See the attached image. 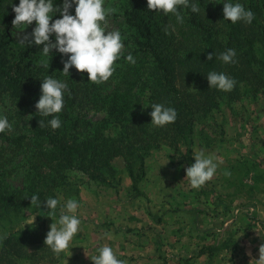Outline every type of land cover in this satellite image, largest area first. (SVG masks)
Here are the masks:
<instances>
[{
  "label": "trees",
  "instance_id": "trees-1",
  "mask_svg": "<svg viewBox=\"0 0 264 264\" xmlns=\"http://www.w3.org/2000/svg\"><path fill=\"white\" fill-rule=\"evenodd\" d=\"M18 3L0 0V24L8 25L14 19L13 5ZM53 3L63 6V0ZM223 3L199 0V13L181 5V24L171 13L146 12L139 0H127L123 54L115 62L112 76L94 83L88 81L86 72L77 71L76 87L64 95V107L70 101L82 110L101 111L105 116L92 123L76 113L64 122L63 113H59L61 126L55 130L47 123L39 126V120L51 117L37 113L40 83H34L23 63L24 54L41 51L42 45L25 43V49L18 53L9 49L7 29L3 32L0 106L7 101L13 107L7 116L13 128L0 133V159L5 165L21 158L24 183L9 189L4 181L8 171L0 172V264H58L64 258V251L54 253L45 244L50 230L46 219L25 225L27 208L48 215L43 201L40 209L31 204L33 193L41 200L58 198L69 186L68 173L72 171H80L89 181L115 187L117 159L124 161L132 189L139 191L138 185L146 176V158L154 150L165 144L176 150L185 146V159L193 163L198 123L214 121L224 104L264 95V0L245 6L255 13L250 24L224 21ZM59 17L57 11L53 20ZM50 39L54 40V35ZM228 48L236 51L234 63L217 58ZM129 52L134 64L125 59ZM210 53L214 55L208 60ZM213 70L233 77L237 82L234 88L227 92L209 88L206 75ZM151 103L174 107L176 120L162 127L150 124ZM24 118L29 123H20ZM262 175L255 176L254 186L261 183ZM239 186L243 188L244 183L240 181ZM58 216L56 212L53 217Z\"/></svg>",
  "mask_w": 264,
  "mask_h": 264
},
{
  "label": "rangeland",
  "instance_id": "rangeland-1",
  "mask_svg": "<svg viewBox=\"0 0 264 264\" xmlns=\"http://www.w3.org/2000/svg\"><path fill=\"white\" fill-rule=\"evenodd\" d=\"M220 1L225 2V0ZM252 1L255 0H239V2L244 6H247ZM139 3L143 10L146 12L150 11L147 8L146 0H139ZM104 6L106 9H109L105 21L101 22L102 26L106 29L105 34L107 31L118 30L123 38L127 30L123 19V13L127 8V0H105ZM74 7L75 6L73 5V7L69 10L72 14H74ZM12 20L8 25L6 23L0 24V38L3 32L7 29L10 40L9 49H14L19 53L25 49L26 43L21 42V37L32 32L35 26V21H33L31 25H27L25 28H19L12 24ZM40 52L41 51H30L23 56V63L31 71L32 74H30V76H33L32 80L35 84H41V80L44 76L47 74L53 75L55 78L67 83L68 87L65 90L64 95H68L76 87L75 78L77 76V70L73 67L70 68L69 75L61 73L63 70V60L67 59V56H62V54L55 50L50 53V56H45ZM103 93L106 94L108 91H103ZM12 111L13 107L7 101H4L0 106V114L8 116L12 113ZM61 113L64 115V122H69L70 118L76 116V113H80L81 119L92 123L101 121L105 116V114L101 111L92 110L88 112L82 110L76 104H71L70 101H68L65 107H63ZM20 123H29V120L28 118H24ZM23 128L24 127L21 126V129ZM1 144L2 143L0 142V145ZM192 148L194 150L192 157L196 152H205L206 149H210V151L208 150L205 154H208L209 152L218 153L219 156L217 157L221 158L220 165L223 169V173L220 178L222 182L219 183V186L222 188L225 187V189L228 190L229 186L227 185L233 182V180L230 179L235 178L237 181H242V183H244L243 190L247 192V196L250 200L259 199L258 201H260L261 198L263 199L264 95L259 98L245 96L239 102L224 104L222 106V110L215 114L214 121L211 120L198 123V130L194 136ZM185 153V146H181L180 149L176 150L166 144L160 149L154 150L146 158V176L138 185L140 188L139 191L132 189V182L129 184L130 187L127 186V190L124 189L126 180L125 177H127L128 173L126 165L122 159H117L114 162L117 171L116 178L113 180L115 186L113 189L116 192H113L112 189H110V192L107 193L106 190H104L103 185H100L95 181H89L88 178L80 171L69 172V186L61 192L58 199L61 203H63L69 197H75L79 202H81L80 192L82 189H85V193L89 192V195H92V192H99L102 195L105 191V195L111 196L113 200H120L123 199V197L132 199L134 195H142L140 196L139 201L143 202L146 199L148 200V197L141 189L142 187H145L147 190L148 185L146 186V184L150 185L151 181H153L155 186L157 182L160 183V181L171 183V185L177 188L176 191L179 192V195L183 194L182 189L186 192H195L196 189H193L190 186L189 181L186 178L185 169L191 163L185 159ZM3 160L4 159H0V172L3 170L8 171V176L4 179L5 185L9 189L22 187L24 183V170L22 168L21 158H15L11 160L12 162L6 163L5 165H2L4 163ZM19 165L20 167H18ZM226 170L230 172V175L224 174ZM257 174H263L261 176L260 184L254 186V183L250 184L246 182L247 177L251 180H255V176ZM207 184L206 186H208ZM207 190H210V192L219 191L217 188L213 187L206 189L205 192H207ZM221 191L222 190H220V192ZM163 192L164 187L161 189V193ZM220 202L219 207L221 208L223 205L222 200ZM242 203L244 202H241V200L238 199L237 207H240ZM246 206L247 205H245V208ZM245 208L241 209V211L237 214L235 212L236 216L243 218L242 221L237 222L235 225L236 227L233 228V230H237L238 233L230 238L227 236V233H220V239L217 240L219 244L217 245L214 253L210 254L209 257H206L207 260L199 262L200 264H256L255 260L259 259L260 247L264 245V227L261 229L258 225L259 220L256 218L257 212L254 211V214H249L250 211L248 212V209L246 208L245 210ZM229 211H232V208H229ZM57 213L58 215L60 214L59 207L57 209ZM246 213L248 214L246 215ZM26 215V226L43 219H46V224L49 222V218H47L48 216L42 211L33 212L31 208H27ZM220 215L222 216L221 210L219 211V216ZM56 218L58 219V217ZM246 218L248 219L247 221L251 222L249 223L247 221H243L246 220ZM247 223L249 226L246 227ZM47 226L50 228V224H47ZM248 228H251L250 231H252L253 237H255L251 238L253 243H250L251 240H247L250 238V235H246V232L249 230ZM58 264L63 263L60 262Z\"/></svg>",
  "mask_w": 264,
  "mask_h": 264
},
{
  "label": "clouds",
  "instance_id": "clouds-1",
  "mask_svg": "<svg viewBox=\"0 0 264 264\" xmlns=\"http://www.w3.org/2000/svg\"><path fill=\"white\" fill-rule=\"evenodd\" d=\"M148 10L162 12L164 15L171 13L178 23L184 22L183 7L189 8L192 13H199V0H146ZM105 0H63V6L57 7L53 0H19L18 5H13L15 13L12 24L15 27L25 28L35 21V26L30 34L23 35L21 42L42 45V53L50 56L55 50L67 56L63 60L61 73L69 75L70 68L87 73L88 81L100 83L107 81L115 71V62L123 54L124 43L118 30L107 31L102 26L109 9H106ZM74 7V14L69 10ZM183 5V7H180ZM59 11L60 17L53 20L55 13ZM224 21L235 24L238 21L251 23L255 13L239 2V0H225L223 3ZM51 21V23H50ZM54 35V40L50 39ZM213 53L208 55V60L213 58ZM236 51L228 48L219 53L218 59L224 63H234ZM125 59L134 64V56L129 52ZM209 88L222 91H231L236 85V80L224 72L209 71L206 75ZM68 85L66 82L46 75L41 80L40 96L35 104L37 113L50 119L39 120V126L45 123L53 130L61 126V113L64 107V92ZM152 125L162 127L174 122L177 112L174 107L162 103H151ZM13 125L6 115L0 114V133L12 131ZM194 162L186 169V178L193 189H198L209 181L217 172L220 157L205 154L204 151L196 152ZM230 175L229 171L224 172ZM31 204L39 209L42 201L47 208V216L56 215L59 207L58 219L50 225V230L45 237V244L54 253L69 249L73 238L81 231V219L77 215L80 202L75 197H69L61 201L54 196L41 200L38 193L30 196ZM259 259L256 264H264V245L260 247ZM95 253L90 257L93 264H128L127 260L120 259L113 248L108 245H96Z\"/></svg>",
  "mask_w": 264,
  "mask_h": 264
},
{
  "label": "crops",
  "instance_id": "crops-1",
  "mask_svg": "<svg viewBox=\"0 0 264 264\" xmlns=\"http://www.w3.org/2000/svg\"><path fill=\"white\" fill-rule=\"evenodd\" d=\"M208 154L219 156L216 152ZM220 161L216 174L195 192L182 189L183 194L179 195L171 183L156 181L155 186L151 181L150 185L146 184L147 190L145 187L141 189L148 200L140 202L142 195L113 200L111 196L105 195L110 189L116 192L113 187L103 186L106 192L102 195L99 192L89 195L82 189L77 212L81 219V231L73 238L69 249L65 250L61 263L93 264L90 257L96 254L95 246L108 244L117 257L127 260L128 264H200L214 253L220 233H227L229 238L238 233L233 228L243 218L236 216L235 212L239 213L245 205L249 214L257 212L258 225L262 229L264 196L260 201L250 200L244 188H240V181L235 178L230 179L233 182L227 185L230 190L219 186L223 173ZM125 178L124 189L127 190L132 180L128 175ZM246 182L253 184L254 180L247 177ZM163 187L164 192L161 193ZM212 187L219 191H204ZM238 199L244 202L241 208L237 207ZM221 200L223 205L220 208ZM220 210L222 216H219ZM52 219L47 224L51 225L57 220L56 217ZM248 229L246 235H250V238L247 240H251L255 237L251 228Z\"/></svg>",
  "mask_w": 264,
  "mask_h": 264
}]
</instances>
